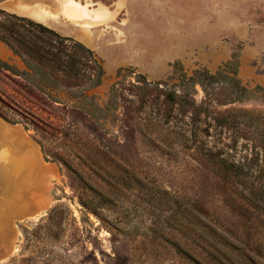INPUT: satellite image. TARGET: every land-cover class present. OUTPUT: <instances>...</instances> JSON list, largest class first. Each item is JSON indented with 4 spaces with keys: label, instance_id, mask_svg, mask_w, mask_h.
I'll use <instances>...</instances> for the list:
<instances>
[{
    "label": "rangeland",
    "instance_id": "obj_1",
    "mask_svg": "<svg viewBox=\"0 0 264 264\" xmlns=\"http://www.w3.org/2000/svg\"><path fill=\"white\" fill-rule=\"evenodd\" d=\"M69 1L91 45L0 3V120L54 172L0 264H264V0Z\"/></svg>",
    "mask_w": 264,
    "mask_h": 264
},
{
    "label": "crops",
    "instance_id": "obj_2",
    "mask_svg": "<svg viewBox=\"0 0 264 264\" xmlns=\"http://www.w3.org/2000/svg\"><path fill=\"white\" fill-rule=\"evenodd\" d=\"M0 3L8 11L31 18L64 34L76 36L91 45L89 30L92 28L89 26L94 25L89 20L92 19L89 17L91 13L85 9V14L77 18L70 10L72 5L69 0H64L63 5L56 9L45 0H0ZM39 16H46V20ZM78 19L84 27L76 35L69 23ZM38 150L22 128L0 120V187L8 191L7 196L0 199V238L4 239L5 245L3 255L8 253L10 244L6 240L14 237L16 221L21 219L22 212L27 210L31 213L29 217H32L50 204L49 177L54 178V172Z\"/></svg>",
    "mask_w": 264,
    "mask_h": 264
},
{
    "label": "trees",
    "instance_id": "obj_3",
    "mask_svg": "<svg viewBox=\"0 0 264 264\" xmlns=\"http://www.w3.org/2000/svg\"><path fill=\"white\" fill-rule=\"evenodd\" d=\"M37 26H38L41 30H44V31H47V32H51V33L55 34V36L57 35L56 33H54V31L48 29L47 27H44V26L41 25V24H37ZM57 37H58V36H57ZM59 40L62 41V42H65V41H67L68 39H66V38H62V37L60 38V37H59ZM82 47H83L82 45H79V48H82ZM83 48H84V47H83ZM87 52L90 53V51H88V50H87ZM65 55H66V57H67L66 60H62V59L60 58V56L57 54L56 56H53L52 58L47 59V61L50 62V65H51L52 67H55V68H57V69L59 68V69H61V70L64 69V71H65V70H66V67H67V63H69L70 61H71L72 63H76V62H78V59L76 58L75 55H73V54H65ZM65 55H64V56H65ZM92 61L95 62L94 60H92ZM41 62H43V63H45V64H48V63H46L45 61H43V60L40 59V61H38V63L42 64ZM210 78H214V76L211 75ZM165 97H166V101H168L169 103H172V102L176 101V95H175V93H174L173 91L166 92V93H165Z\"/></svg>",
    "mask_w": 264,
    "mask_h": 264
},
{
    "label": "bare ground",
    "instance_id": "obj_4",
    "mask_svg": "<svg viewBox=\"0 0 264 264\" xmlns=\"http://www.w3.org/2000/svg\"><path fill=\"white\" fill-rule=\"evenodd\" d=\"M19 212V211H18Z\"/></svg>",
    "mask_w": 264,
    "mask_h": 264
}]
</instances>
